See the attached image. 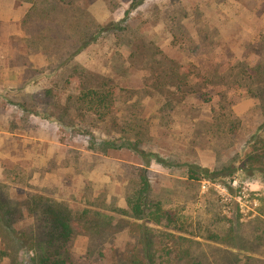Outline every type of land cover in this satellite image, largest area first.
Here are the masks:
<instances>
[{"label": "rangeland", "instance_id": "374dc122", "mask_svg": "<svg viewBox=\"0 0 264 264\" xmlns=\"http://www.w3.org/2000/svg\"><path fill=\"white\" fill-rule=\"evenodd\" d=\"M176 1L145 0L131 11V27L156 50L149 60L130 59L115 38L106 37L99 38L67 67L53 71V53L31 51L21 40L15 50L38 71L24 82V69L12 66L15 50L10 45L12 39L24 37L18 25L24 7L13 0H0V186L8 188L9 197L24 201L37 194L73 212L86 207L98 210L103 219L115 215V208L126 209L127 182L135 171L125 165H142L145 159L129 149L93 153L87 149V142L93 135L97 140L113 138L116 144L123 139L132 143L136 138L130 130L133 128L141 131V148L152 154L145 165L152 191L167 206H184L189 218L208 217L212 212L234 215L237 208L244 219L256 213L264 202V177L260 172L251 176L241 167L252 151L251 145L264 141V112L259 101L235 79L262 60L248 44L264 35V0ZM129 2L115 0L109 5L93 0L88 11L94 20L105 24L122 19ZM175 7L187 12V18L181 20L187 37L178 36L177 40L166 27L168 19H157L154 14ZM191 42L199 52L194 53ZM151 61L165 67L183 66L187 73L181 90L175 81L172 87L164 81L159 88L153 87L156 79L152 74L159 63L150 71L144 65ZM77 66L100 76V80L111 81L109 85L116 90L111 116L99 120L72 113L71 121L76 124L72 130L48 113L31 114L8 102L9 98L19 101L24 93H43L49 88L54 100L63 104L78 88V81L72 78L78 76L76 71L68 77ZM174 70L177 74L178 69ZM163 74L160 69L158 75ZM66 79L71 83H65ZM194 89L208 93L211 99L200 100L192 93ZM166 91L173 94L168 96ZM49 109L58 113L56 108ZM155 154L171 164L193 162L208 168L232 162L238 168L231 181L232 191L219 183L186 181L182 168L162 166ZM30 223L27 218L16 226L23 228ZM102 227L104 224L99 229ZM128 239V230L120 227L107 241L89 230L76 234L68 251L81 262L112 264L113 248L123 250Z\"/></svg>", "mask_w": 264, "mask_h": 264}, {"label": "trees", "instance_id": "16d2710c", "mask_svg": "<svg viewBox=\"0 0 264 264\" xmlns=\"http://www.w3.org/2000/svg\"><path fill=\"white\" fill-rule=\"evenodd\" d=\"M13 1L20 8L24 7L18 21L24 37L12 39L11 49H17V43L22 40L31 51L40 50L50 56L53 53V71L67 67L99 38H115L119 42L117 45L124 47L129 58L134 61L149 60L151 54H156V50L150 47L152 43L145 41L140 32L129 23L131 11L140 7L145 0H130L122 19L105 24L94 20L88 11L93 0ZM104 1L112 5L115 0ZM178 1L180 2H176ZM154 14L157 19L161 16L168 19L166 27L174 40L185 35L181 29V20L187 18L184 8L175 7L171 11L162 12L156 10ZM191 43L194 53L199 52L200 49ZM248 49H254L262 60L251 71L242 70L241 76L235 81L243 83L250 97L259 101L264 112V35L260 41L248 44ZM13 58L12 66L24 69V82L38 73L24 54L15 50ZM158 63L151 61L144 67L147 65L151 71ZM246 68L248 69L247 65ZM158 69L165 74L158 75ZM158 69L152 74L156 79L153 87L159 88L162 81L172 87L175 81L178 83V90H181L185 84L182 79L187 73L183 66L173 68L159 63ZM174 69H178L177 74ZM75 71L78 76L74 75L72 78L78 81V88L75 89V95H68L63 104L54 100L53 91L49 88L43 90V93H24L19 101L9 98L8 102L31 114L37 115L36 111L48 113L61 126L72 130L76 127L71 121L72 113H77L80 118L94 116L99 120L111 116L115 111L116 101V90L109 85L111 81L100 80V76L95 77L96 75L79 66L68 77ZM158 76L162 78L161 81L157 80ZM66 80L68 82L65 83H71ZM192 93L205 102L212 97L196 89ZM166 94L169 96L173 92L166 91ZM50 107L58 109V113H53ZM130 130L134 131L133 136L136 137L132 143L123 139L116 144L113 138L97 140L93 135L88 137L87 142V149L93 153L105 155L110 149H129L146 161L142 165L123 164L132 168L130 170L135 171V176L130 177L127 182L126 209L115 208L113 216L103 219L98 210L88 207L73 212L68 206L37 194L27 196L24 201L13 199L7 193L8 188L4 190L0 186V264H91L72 258L68 245L73 237L90 230L107 241L118 227L128 230L129 239L123 250L113 248L112 264H264V202L248 219L243 218L238 208L234 215L212 212L207 213L208 217L202 215L189 218L184 206H167L154 195L148 180L150 171L145 166L152 154L145 152L140 146L141 131L133 128ZM125 131L127 132L126 129H121L122 133ZM251 147L252 151L246 155L241 170L254 177L256 172H260L264 177V141L258 145L253 143ZM154 157L162 166L182 168V176L186 181L219 183L232 191L231 181L238 169L232 162L208 168L193 162L171 164L157 154ZM27 218L31 220L29 225L23 228L16 226ZM101 224L104 227L99 229Z\"/></svg>", "mask_w": 264, "mask_h": 264}, {"label": "crops", "instance_id": "0c3cea01", "mask_svg": "<svg viewBox=\"0 0 264 264\" xmlns=\"http://www.w3.org/2000/svg\"><path fill=\"white\" fill-rule=\"evenodd\" d=\"M0 20H2V19H0ZM8 21V20H7Z\"/></svg>", "mask_w": 264, "mask_h": 264}]
</instances>
